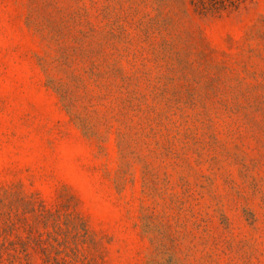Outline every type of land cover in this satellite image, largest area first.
<instances>
[{"label": "rangeland", "instance_id": "374dc122", "mask_svg": "<svg viewBox=\"0 0 264 264\" xmlns=\"http://www.w3.org/2000/svg\"><path fill=\"white\" fill-rule=\"evenodd\" d=\"M0 264H264V0H0Z\"/></svg>", "mask_w": 264, "mask_h": 264}]
</instances>
